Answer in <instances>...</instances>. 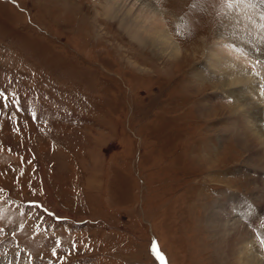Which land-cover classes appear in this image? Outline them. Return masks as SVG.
I'll list each match as a JSON object with an SVG mask.
<instances>
[{"label": "rangeland", "instance_id": "1", "mask_svg": "<svg viewBox=\"0 0 264 264\" xmlns=\"http://www.w3.org/2000/svg\"><path fill=\"white\" fill-rule=\"evenodd\" d=\"M150 1L173 54L103 0H0V264H217L223 197L264 264V68L240 58L251 104L210 57L219 31L264 51V0Z\"/></svg>", "mask_w": 264, "mask_h": 264}, {"label": "bare ground", "instance_id": "2", "mask_svg": "<svg viewBox=\"0 0 264 264\" xmlns=\"http://www.w3.org/2000/svg\"><path fill=\"white\" fill-rule=\"evenodd\" d=\"M99 4H101V2ZM100 8L103 13V17L111 22H115V24L117 23L119 28L124 31L126 36L132 42H135L143 48H150L155 53L158 52L160 54H173L175 51H177V46L168 32L162 17L163 10L161 11L158 7L153 5L150 0H103ZM249 32L250 30H248L246 34L235 33L232 35L230 31L232 36L221 35L223 34L221 31L217 32L219 34L216 37V40L218 41L217 45L224 44L227 41L229 48H222L221 50L215 47L214 49L210 50V57L216 58L215 62H212L211 66L216 75H221L223 78H228V81L225 83V91L229 94L235 95L237 101H239L243 95H248L250 97L249 101L252 104V94L256 92V86H253L252 83L255 68L253 67V61L250 62L251 65H248L247 60H245L246 66L242 67L240 58L249 57L251 60L254 59L264 68V51L261 52L262 50H259L257 47H253L252 50L247 48L253 45V37L251 38V35H248ZM239 50L241 52H239ZM235 54L240 55V57H236ZM260 81L262 82L261 79ZM259 92V96L264 102V94H262V91ZM244 101L246 100H241L242 103ZM252 108H255V106H252ZM251 114L254 115V117H251L254 118L253 123L251 121V123L254 125L256 124L255 114L254 112H251ZM251 114L249 113L247 117L253 116ZM245 134L249 135L247 133ZM256 137L254 135H249L248 140L255 143L254 139H256ZM262 158L264 159V156ZM255 159L258 160L259 158ZM260 162L264 161L260 160ZM230 199L231 198L229 197H223L220 199L221 202L217 204V212L212 214V225L218 227L217 230L222 238L220 240L221 246L219 247L218 253L216 254L218 256L217 264H262L261 261H259L254 255L252 246H249V243L247 242L248 235L246 230L243 229L236 220L235 222L237 223H234L232 218V216L235 217L243 215L244 218L249 222L248 217L250 215L248 212L250 207L252 208L253 206H256L254 204L253 206H250L249 203L233 200L231 207L229 204L224 202ZM238 205H240L241 213L240 211H236L238 209ZM243 207L244 211H242ZM234 210L237 213H234ZM225 211H228L226 212L227 216L225 215ZM238 246L243 247L241 250H238L240 257L236 256V248Z\"/></svg>", "mask_w": 264, "mask_h": 264}]
</instances>
